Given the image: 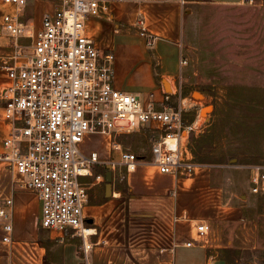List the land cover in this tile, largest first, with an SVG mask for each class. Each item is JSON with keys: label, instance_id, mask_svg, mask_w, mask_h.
Masks as SVG:
<instances>
[{"label": "crops", "instance_id": "obj_1", "mask_svg": "<svg viewBox=\"0 0 264 264\" xmlns=\"http://www.w3.org/2000/svg\"><path fill=\"white\" fill-rule=\"evenodd\" d=\"M107 1L108 12L88 18L86 33L102 53L115 55V88L134 95L142 94L145 103L151 94H155L157 101L161 102L166 92L163 81L168 79L175 90L171 98H180L186 112L188 93L183 96L180 80L187 65L182 62L186 60L184 36L190 17L189 6L207 2L246 4L245 0ZM61 7L60 0H27L20 18L40 30L44 15ZM17 12L15 6L5 5L0 0V152L4 150L3 142L12 129L11 123L4 118L5 90L12 80L2 66L4 63L15 64V48L3 28V17ZM141 19L145 20L148 33L154 37L153 46H148L146 38L140 34L137 23ZM21 42L29 43L27 40ZM121 56L134 57L146 66L147 76L141 80V88L127 85L117 78V61ZM205 127L204 124L200 131L190 134L184 147L190 149L191 138L203 135ZM144 132L154 134L153 142L150 147L142 144L143 151L137 154L140 161L133 172L112 164L119 163L121 158L111 136L90 134L81 145L83 153L97 152L100 156L102 163L94 167L95 175L105 178L110 166L113 173L111 197H107L106 180L97 183L94 177L84 179L90 185V200L84 211L86 224L95 230L89 237L93 244L92 262L230 264L227 256L231 253L237 255L239 262L241 253L256 249L251 244L242 245L245 242L241 238L242 229L251 224L252 217L246 214V205L238 200L245 196H237L232 190L236 186L233 175L237 171H246L250 194L259 196L251 191L250 166H240L235 159L230 165L200 164L192 178L164 174L151 164L152 145L159 132L148 129L135 134ZM21 179L17 171L0 163V209L6 207L7 201H13V206L8 208L13 225L10 234L4 229L8 221L0 218V264H79L82 238L74 231L63 233L43 228L38 194L22 189L18 183ZM257 204L260 206L259 200ZM201 224L209 229L207 238L202 240L197 231ZM8 235L10 241H4ZM188 243L192 246H187Z\"/></svg>", "mask_w": 264, "mask_h": 264}, {"label": "built area", "instance_id": "obj_2", "mask_svg": "<svg viewBox=\"0 0 264 264\" xmlns=\"http://www.w3.org/2000/svg\"><path fill=\"white\" fill-rule=\"evenodd\" d=\"M60 1L62 7L46 13L42 28L36 30L20 18L27 0H3L18 12L3 17V28L15 48V64L2 66L12 80L5 90L4 112L12 129L3 142L0 163L21 175L18 183L22 189L37 192L42 227L63 233L74 231L83 241L79 264H94L89 237L95 230L87 227L84 214L90 185L84 179L94 177L95 182L103 183L105 178L94 174V167L102 163L99 154L87 155L81 150L86 136H111L121 158L112 164L133 172L140 159L125 149L119 138L156 130L159 137L152 145L151 164L161 173L192 178L200 164L184 143L203 125L198 120L186 122L185 108L170 104L172 94L164 92L161 102L151 94L145 103L115 88V55L102 53L86 33L88 18L108 12L107 0ZM254 2L245 0L249 5ZM137 25L148 46H153L154 37L148 33L145 20ZM250 169L252 193L264 196V164ZM12 206L10 200L7 208L0 209V218L8 221L4 226L7 234L13 231L8 209ZM197 231L201 240L207 238V225H199ZM4 241H10L9 235Z\"/></svg>", "mask_w": 264, "mask_h": 264}, {"label": "rangeland", "instance_id": "obj_3", "mask_svg": "<svg viewBox=\"0 0 264 264\" xmlns=\"http://www.w3.org/2000/svg\"><path fill=\"white\" fill-rule=\"evenodd\" d=\"M189 8L190 17L186 22L184 36V61L187 65L180 80L183 94L188 93L185 119L189 123L200 118V125L205 124L204 129L207 131L220 115L224 121L232 116L228 109L229 104H233L228 100L231 88L237 94H242L241 99L245 102L255 98L257 102L264 104V0H255L252 5L196 3ZM117 64V78L127 85L141 88V80H145L147 76L146 66L134 57L123 56ZM166 81L172 85L168 79ZM164 89L169 94L175 92L167 90L165 86ZM135 95L143 98L142 94ZM170 104L174 107L181 106L180 98L174 96ZM247 105L244 104L231 113L238 117ZM208 107L211 109L206 110ZM251 114L253 119L250 127L253 129L250 135L242 127L226 128L228 137L234 140L235 146L246 158L247 163L240 164L243 167L264 164V130L254 128L258 117H254L256 113ZM153 137L152 133H132L120 137V142L126 149L139 154L143 151L142 144L151 146ZM233 176L236 183L232 188L233 193L245 196L238 200L246 205V214L252 217H248L251 224L242 229L241 238L245 241L242 245L256 246V249L241 253L239 263L264 264V199L263 204H257L263 196L250 194L246 171H237Z\"/></svg>", "mask_w": 264, "mask_h": 264}, {"label": "trees", "instance_id": "obj_4", "mask_svg": "<svg viewBox=\"0 0 264 264\" xmlns=\"http://www.w3.org/2000/svg\"><path fill=\"white\" fill-rule=\"evenodd\" d=\"M187 93H184L185 97ZM242 94H237L234 88L230 89L228 95L229 102V112L235 119L230 116L229 120L224 121L223 117H218L214 122L211 123L207 131L199 136H193L190 140V149L194 156V161L198 164L204 165H228L232 160H237L236 164L247 163L246 158L240 152V150L235 146L234 140H230L228 137L229 133L226 132V128L233 129L234 126L237 128H245V133L250 135L252 133V127H250V122L252 118V112L256 113L254 117H258L257 125L255 129L259 128L261 131L264 129V108L262 102H257L255 98H251L249 102H245L244 99H241ZM228 102V101H227ZM228 102V103H229ZM244 104H248L247 108L239 113V116L236 117L233 113L237 108H242ZM259 110H263L260 111ZM257 131V130H256ZM226 143V146H224ZM228 145V146H227ZM233 146H235L233 148ZM226 148V149H225ZM124 182L123 185H125ZM125 189V188H124ZM262 199L264 196L259 199V202L263 204ZM227 261L230 264H238V257L236 254H230L227 256Z\"/></svg>", "mask_w": 264, "mask_h": 264}, {"label": "water", "instance_id": "obj_5", "mask_svg": "<svg viewBox=\"0 0 264 264\" xmlns=\"http://www.w3.org/2000/svg\"><path fill=\"white\" fill-rule=\"evenodd\" d=\"M164 86L167 88V90L171 91L170 83L166 80L163 81ZM211 109V107L206 108V110ZM106 191H107V197H111L113 192V173H112V166L109 167L108 172L106 173Z\"/></svg>", "mask_w": 264, "mask_h": 264}, {"label": "bare ground", "instance_id": "obj_6", "mask_svg": "<svg viewBox=\"0 0 264 264\" xmlns=\"http://www.w3.org/2000/svg\"><path fill=\"white\" fill-rule=\"evenodd\" d=\"M171 90L173 91V86H172V89Z\"/></svg>", "mask_w": 264, "mask_h": 264}]
</instances>
